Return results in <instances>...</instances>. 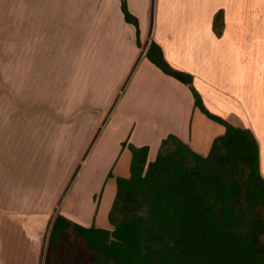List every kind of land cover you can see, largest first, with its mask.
<instances>
[{
    "label": "crops",
    "instance_id": "1",
    "mask_svg": "<svg viewBox=\"0 0 264 264\" xmlns=\"http://www.w3.org/2000/svg\"><path fill=\"white\" fill-rule=\"evenodd\" d=\"M50 2L41 15L42 2L26 7V0H0V264H41L42 230L55 210L81 226L110 229L115 178L129 176V144L147 145L149 162L161 140L174 134L205 156L224 133V125L195 106L187 85L145 57L150 41L173 67L192 75L208 112L252 132L264 179V0H126L138 20L140 46L120 0ZM39 21L46 44L65 47L68 125L87 119L89 126L80 153L92 176L58 207L55 200L42 204L35 163L20 160L24 134H17V156L10 158L9 47H15L19 82L26 29L32 24L36 31Z\"/></svg>",
    "mask_w": 264,
    "mask_h": 264
},
{
    "label": "trees",
    "instance_id": "2",
    "mask_svg": "<svg viewBox=\"0 0 264 264\" xmlns=\"http://www.w3.org/2000/svg\"><path fill=\"white\" fill-rule=\"evenodd\" d=\"M124 20H138L120 0ZM220 14L214 19L219 32ZM145 57L163 73L187 85L194 104L225 127L207 155L193 151L174 134L164 137L154 160L148 146L128 145V177L115 178V195L108 212V228L84 227L54 212L50 221L45 264H264V243L254 235L260 220L244 224L234 208L241 185L236 175L248 166L246 202L264 207V179L258 169V149L252 132L208 112L192 85V75L173 67L161 46L150 41ZM108 176H111L108 174ZM223 220L214 211L218 203ZM249 228L244 231L242 227ZM68 249V250H67Z\"/></svg>",
    "mask_w": 264,
    "mask_h": 264
},
{
    "label": "rangeland",
    "instance_id": "3",
    "mask_svg": "<svg viewBox=\"0 0 264 264\" xmlns=\"http://www.w3.org/2000/svg\"><path fill=\"white\" fill-rule=\"evenodd\" d=\"M30 1L42 2V15V7L43 9L51 7L53 4L50 1L55 0H26V7ZM38 3H36L37 12H39ZM39 23L40 21L36 31H33L32 24L26 29L25 71L24 77H21L19 69V82H17L15 47H9V133L10 139L15 138L10 141V151H13L10 158L11 155L17 156L16 148L19 144L16 142L17 134H24V157H20V160H25L26 165L30 166L34 161L33 165L36 166L37 171L35 177L41 187L42 204L55 200L54 204L57 203V206L65 200L68 203V199L79 191L81 184L88 183L92 176L85 152L80 153L83 137L89 126L86 124L87 119H84L83 123L80 122V125L75 123L72 126L68 125L65 47L46 44L48 40L42 39L43 33L38 30ZM3 52L0 46V53L5 54V50ZM11 53L14 57L10 55ZM32 151L36 153L35 159L29 157ZM247 177L248 166L241 164L236 178L240 182L242 191L234 210L241 215L244 224L250 219L261 221L262 225L253 233L258 238V243L262 244L264 243V207H252L247 204L245 197ZM224 207L219 202L218 208L214 211L220 220H223L221 212ZM46 224L42 230L41 264H45L49 221ZM242 229L249 230L246 226Z\"/></svg>",
    "mask_w": 264,
    "mask_h": 264
}]
</instances>
